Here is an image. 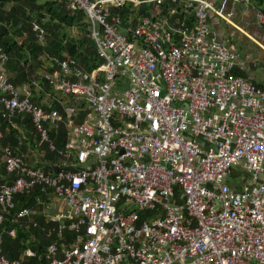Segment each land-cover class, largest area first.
Here are the masks:
<instances>
[{
	"label": "built area",
	"instance_id": "obj_1",
	"mask_svg": "<svg viewBox=\"0 0 264 264\" xmlns=\"http://www.w3.org/2000/svg\"><path fill=\"white\" fill-rule=\"evenodd\" d=\"M54 1L84 13L101 64L87 73L49 56L52 71L40 76L73 105L44 111L29 86L9 82L0 51L1 117L28 116L49 151L50 129H66L55 174L1 148L13 179L0 184V264L36 258L27 249L9 261L1 230L13 197L34 189L45 198L37 205L62 202L56 216L43 215L54 226H40L29 208L11 222L56 236L46 264H264V91L233 74L243 64L209 30L210 15L230 23L225 7L250 0ZM128 3L151 5L152 15L113 14ZM255 19L264 27V12ZM32 32L44 42L39 25Z\"/></svg>",
	"mask_w": 264,
	"mask_h": 264
},
{
	"label": "trees",
	"instance_id": "obj_2",
	"mask_svg": "<svg viewBox=\"0 0 264 264\" xmlns=\"http://www.w3.org/2000/svg\"><path fill=\"white\" fill-rule=\"evenodd\" d=\"M256 1L257 5L263 8L261 11L264 12V0ZM152 11L151 5L144 4L136 9L128 3L123 10L113 9V14L126 19L130 16L133 18L150 17ZM162 15H166L165 12H162ZM34 23L45 31L43 43L32 32ZM70 28L77 30L78 33L75 38L67 37L64 32V29ZM0 51L7 57L1 68L6 72L9 82L15 88L27 85L32 89L35 87L33 86V82H35L36 86H39L45 92L51 91V88L42 79L40 73L52 71L47 62L49 56H56L59 59H63L64 55L69 56L75 59L79 67L87 73L97 69L101 64L95 53L94 43L89 38L88 24L84 13L82 11H71L66 8L65 4H58L54 0H0ZM30 100L31 103L44 111L51 110L62 113L65 107L72 106L71 102L63 106L55 100L47 108L39 106L35 98ZM1 110L2 106L0 105V112ZM15 128L21 129L24 140L29 146L33 147L35 145L36 147V142L39 143L38 136L34 132L28 116L19 115L12 120H6L0 115V130L3 132V138L0 140V152L1 148L5 146L12 148L15 152L25 150L21 140L22 135ZM34 134L37 140H35ZM48 136L54 151H49L45 144H41L39 149L41 151L40 159L35 166V169L40 170L45 175L52 174L53 167L59 163L57 151L64 149L66 129L64 126L59 125L57 128L50 129ZM12 179L13 175L7 176L3 165L0 164V184L9 183ZM38 197L42 201L45 200L37 189L28 194L13 197V209L6 217L1 228L4 231L2 254L9 261L20 260L25 251L30 249L36 253V258H25L22 264H46L41 255L56 236L46 238L43 233L31 226L26 227L24 223L20 225L11 222V218L22 208L33 209L36 212L39 208H42V205L35 204ZM34 221L43 227L54 226V223L45 224L44 217L40 213L34 218ZM10 230L15 231L13 238L8 235ZM65 237L68 241L73 239L70 235H65Z\"/></svg>",
	"mask_w": 264,
	"mask_h": 264
},
{
	"label": "crops",
	"instance_id": "obj_3",
	"mask_svg": "<svg viewBox=\"0 0 264 264\" xmlns=\"http://www.w3.org/2000/svg\"><path fill=\"white\" fill-rule=\"evenodd\" d=\"M261 9L263 8L257 5L256 0H250V4L247 7H242L230 2L225 7L224 11L226 14L230 15V23H226L223 20L210 15L209 30L216 41L224 45L232 53L236 54L239 63L243 64L242 70L237 68L233 71V74L252 82L264 91V27L258 25L255 19L256 12H262ZM73 60L77 63L75 59ZM82 71L85 70L82 69ZM42 73L43 72L40 74ZM37 91L45 93V90H42L39 86H36V84L35 87L30 89V98H35L39 106L49 108L51 103L55 100L62 104L60 100L54 98L56 96L53 97L49 95L48 102L46 99L41 100L37 97ZM71 103L73 105V102ZM15 129H17L22 135V144L25 146V150H22L21 152L18 151L17 154L23 158L29 167L35 168L38 161L30 160V155L33 156L34 153L32 146H29V144L25 142L21 129ZM34 138L37 140L35 134ZM50 203V210L51 212L54 211L53 216H56L62 209V202H60V206L56 209L52 208L51 205H53V203Z\"/></svg>",
	"mask_w": 264,
	"mask_h": 264
},
{
	"label": "rangeland",
	"instance_id": "obj_4",
	"mask_svg": "<svg viewBox=\"0 0 264 264\" xmlns=\"http://www.w3.org/2000/svg\"><path fill=\"white\" fill-rule=\"evenodd\" d=\"M122 30H120V32H121ZM64 32H65V34L67 35V37H69V38H75L76 37V35H77V30L75 29V28H70V29H64ZM44 73V72H43ZM37 93V97H39L41 100H44V99H46V101L48 102V100H49V95L50 96H56V97H54V98H56V99H58V100H60L61 102H62V105L63 106H66V105H68L70 102H72V100H71V98L70 97H66V96H63V95H61V94H59V93H55V92H53L52 90L51 91H47V92H43V93H40V92H36ZM39 144V143H38ZM38 144H37V142H36V147H35V145L32 147V150L34 151V153H33V156H31L30 155V160H32V161H35V160H39L40 158V145L41 144H39V146H38ZM0 164H1V156H0ZM233 170L234 171H237L238 172V167H234L233 168ZM48 200L47 201H45V206H42V208H39V206H37L38 208H39V210L37 211L38 212V215H39V213L40 214H42V215H49L50 217H53V212H51V210H50V202H52L53 203V205H51V207L52 208H57L58 206H60V201L59 200H53V197H50V199L49 198H47Z\"/></svg>",
	"mask_w": 264,
	"mask_h": 264
},
{
	"label": "water",
	"instance_id": "obj_5",
	"mask_svg": "<svg viewBox=\"0 0 264 264\" xmlns=\"http://www.w3.org/2000/svg\"><path fill=\"white\" fill-rule=\"evenodd\" d=\"M53 171H54V174H55V173L57 172V168H56V167H54V170H53Z\"/></svg>",
	"mask_w": 264,
	"mask_h": 264
}]
</instances>
